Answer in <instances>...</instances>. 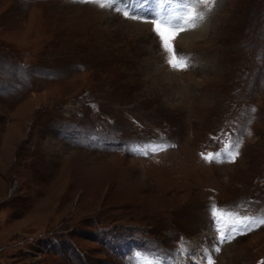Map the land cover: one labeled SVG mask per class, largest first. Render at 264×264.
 <instances>
[{
    "label": "rangeland",
    "instance_id": "374dc122",
    "mask_svg": "<svg viewBox=\"0 0 264 264\" xmlns=\"http://www.w3.org/2000/svg\"><path fill=\"white\" fill-rule=\"evenodd\" d=\"M0 264H264V0H0Z\"/></svg>",
    "mask_w": 264,
    "mask_h": 264
},
{
    "label": "snow or ice",
    "instance_id": "6c2138e0",
    "mask_svg": "<svg viewBox=\"0 0 264 264\" xmlns=\"http://www.w3.org/2000/svg\"><path fill=\"white\" fill-rule=\"evenodd\" d=\"M193 27H195V24H191ZM155 30L160 34L161 37L164 39V45L169 49V51L172 50V45L170 44V40L176 36L178 33L185 31L183 27H174V28H168L163 26L159 21L155 22ZM169 64L173 67L176 68L177 66H181L180 68H186L187 64L182 61V60H177L175 56H173L172 59L169 60ZM237 155L239 153H235L232 155V160L235 161ZM211 159V157H208ZM219 251V249H217Z\"/></svg>",
    "mask_w": 264,
    "mask_h": 264
}]
</instances>
